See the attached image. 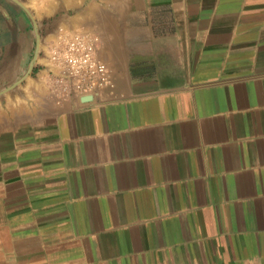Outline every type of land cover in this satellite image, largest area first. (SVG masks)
<instances>
[{
	"label": "crops",
	"instance_id": "obj_1",
	"mask_svg": "<svg viewBox=\"0 0 264 264\" xmlns=\"http://www.w3.org/2000/svg\"><path fill=\"white\" fill-rule=\"evenodd\" d=\"M74 1L90 102L0 0V264H264V0Z\"/></svg>",
	"mask_w": 264,
	"mask_h": 264
},
{
	"label": "built area",
	"instance_id": "obj_2",
	"mask_svg": "<svg viewBox=\"0 0 264 264\" xmlns=\"http://www.w3.org/2000/svg\"><path fill=\"white\" fill-rule=\"evenodd\" d=\"M99 37L92 32L59 30L49 46L52 66L51 96L57 101L68 97L98 96L113 90L106 64L98 56Z\"/></svg>",
	"mask_w": 264,
	"mask_h": 264
},
{
	"label": "rangeland",
	"instance_id": "obj_3",
	"mask_svg": "<svg viewBox=\"0 0 264 264\" xmlns=\"http://www.w3.org/2000/svg\"><path fill=\"white\" fill-rule=\"evenodd\" d=\"M17 1L21 2L20 0ZM21 3L27 8L34 21V23L28 22L27 30L29 47H31L28 57L30 64L34 53H36L35 59L38 56L41 59V53L49 56V46L54 38L55 28L59 24L68 27L70 13L75 9L73 5H77V3L74 0H25ZM12 12L13 20L18 21L17 17L14 16L16 13L14 8Z\"/></svg>",
	"mask_w": 264,
	"mask_h": 264
},
{
	"label": "water",
	"instance_id": "obj_4",
	"mask_svg": "<svg viewBox=\"0 0 264 264\" xmlns=\"http://www.w3.org/2000/svg\"><path fill=\"white\" fill-rule=\"evenodd\" d=\"M15 1L16 3H18L20 6H22L17 0H13ZM38 40V39H37ZM31 71V67L28 68V71L26 72L25 75H27L29 72ZM18 83V81L16 82ZM16 83L12 84L9 88L13 87ZM9 88H6L4 90H2L1 92L5 91V90H8ZM92 100V97L91 96H84V97H81V101L82 102H90Z\"/></svg>",
	"mask_w": 264,
	"mask_h": 264
},
{
	"label": "bare ground",
	"instance_id": "obj_5",
	"mask_svg": "<svg viewBox=\"0 0 264 264\" xmlns=\"http://www.w3.org/2000/svg\"><path fill=\"white\" fill-rule=\"evenodd\" d=\"M6 126V125H5ZM1 128V127H0Z\"/></svg>",
	"mask_w": 264,
	"mask_h": 264
}]
</instances>
